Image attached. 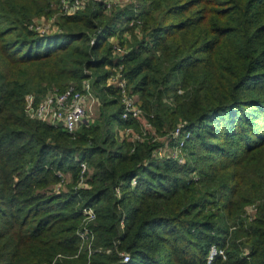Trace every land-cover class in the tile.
I'll return each instance as SVG.
<instances>
[{"label":"trees","instance_id":"obj_1","mask_svg":"<svg viewBox=\"0 0 264 264\" xmlns=\"http://www.w3.org/2000/svg\"><path fill=\"white\" fill-rule=\"evenodd\" d=\"M57 1L0 0V264H123L121 254L126 264H264V0H139L138 14L94 0L60 17V33L32 31ZM125 32L142 120L191 135L183 166L158 160L156 141L122 138L143 122L123 120L116 101L75 136L25 114L28 95L88 80L117 94L105 88L117 65L109 40ZM61 175L71 185L57 195ZM84 207L96 213L91 256L79 252ZM214 247L225 258L209 263Z\"/></svg>","mask_w":264,"mask_h":264},{"label":"built area","instance_id":"obj_2","mask_svg":"<svg viewBox=\"0 0 264 264\" xmlns=\"http://www.w3.org/2000/svg\"><path fill=\"white\" fill-rule=\"evenodd\" d=\"M84 1L85 0H61L59 3L52 4V11L55 10L57 11V13L62 12L65 16L71 17L85 8ZM103 7L105 9V6ZM52 15L35 20L32 25H30V29L41 36H51L60 33V30L56 31L54 30L55 28H52L54 24L53 17L56 14H54L53 16ZM61 17L64 16L62 15ZM137 23L141 24L140 22ZM94 43L95 39L93 38L91 44L94 45ZM115 51L118 52L117 55L119 57H117V65L113 67V69L117 71V75L113 78V80L117 81L118 78L125 76L123 62L125 60V55L128 52H126L122 47H115ZM122 51L124 52L122 53ZM120 88L122 90L124 103V111L122 114L123 120H138L143 117L144 111L140 105V102H138L134 96H130L127 94V83L125 82V80H121ZM92 99L93 96L89 81H86L83 84L81 91H77L75 89V86L72 85L64 92H59L58 90L53 89L49 90L44 96H38L35 93H32L26 97L25 114L30 120L46 123L56 128L62 127L69 135L75 136L81 125L84 123H88L89 121L88 112ZM148 126H151L150 122ZM183 127L184 125L180 124L177 129L170 132V134L173 140L179 142L176 147H180L184 150L185 141L186 139H189L191 135L190 133H186L187 137H185V134L183 133ZM128 132L129 130H124L123 132H121L122 138H124L123 135ZM181 137H183L182 141H180ZM147 138L148 137L144 138V136L140 132H137V136L133 141L140 140L141 142H143L144 140H147ZM157 150L154 152L155 157H157V155L159 154V151ZM180 161V163H183L182 160ZM81 168L82 175H84L88 171V167L86 164H82ZM78 184L80 188L85 187L83 179H81ZM82 214L83 219L85 218L87 219V221H85L84 228L78 232V237L83 240V244L88 247L89 244H91L92 246V244L94 243V234L90 229V224L95 221L96 213L92 207H84L82 209ZM83 246L84 245H82V247ZM108 253H110V251H108ZM91 255L92 251H90L89 253V256ZM121 256L123 258L121 263L126 264L129 262L130 257L128 255L121 254ZM217 256H223L225 258L224 251L218 250L214 247L210 251L208 262L211 263Z\"/></svg>","mask_w":264,"mask_h":264},{"label":"rangeland","instance_id":"obj_3","mask_svg":"<svg viewBox=\"0 0 264 264\" xmlns=\"http://www.w3.org/2000/svg\"><path fill=\"white\" fill-rule=\"evenodd\" d=\"M92 1H94V0H85L84 1L85 2V8L83 10L77 12L76 14L84 11ZM97 1L102 4L103 11H105V13H107V14H111L112 12H117L119 10H123L126 8H128L130 10V12L138 14L139 12H141L142 8H144L143 2H140L139 0H97ZM53 3H58V1L53 2ZM103 6H105V9ZM52 14L53 15L56 14L53 17L54 24H53L52 28H55L54 30H56V31L60 30V32H61V28L58 26V23L60 22V17L62 15L64 17H67V16H65L62 12L57 13V11H55V10L52 11L51 15ZM128 26H129V28H135V26H137V24L134 22H131ZM122 28H124V27H119V30H122ZM134 34L140 40L143 38V32H142V29L140 27H136ZM130 35L131 34L129 32L128 33L127 32L119 33L118 35L110 38V40H109V44H110L112 51H113V58L115 60H117V63H118L117 57H119V56L117 55L118 52L115 51V47H119V48L122 47V48H124V50L126 52H128L127 54H129L132 52L133 46H135L132 44L133 42H132V38ZM95 43H96V38H95ZM123 52L124 51H122V53ZM127 54L125 55V60H126ZM106 70H107V72H109V79H107V81H106L105 88L115 90L118 93L115 95L101 94L100 93V91L102 89L101 87L96 88V91L94 93L91 91L93 99H92V102L90 103V107H89L88 120L90 121V123L92 125L93 124L97 125L99 123V118L101 116V112H102V108H103L102 105L104 104V102L116 101V102H118V104L120 106H124L122 90L120 88V82H121V80H125V82L127 83L126 77L122 76V77L118 78L117 81H114L113 78L116 77L117 71H115V69H113V68H107ZM87 73L89 76L92 75L90 72H87ZM88 81H89L90 85H92L90 80H88ZM126 91H127L128 95L134 96L135 99L138 102H140L139 96L135 95L134 93H132L129 90L128 84H127ZM170 104H172V103H170ZM123 111H124V108H123ZM109 112H110V110H108L106 112V115H108ZM142 119H143V117H141L138 120H134V121L143 122V125L140 128L136 129L133 127H128V128L124 129V130H129L128 133H125L123 135L124 138L130 137L132 140H135V137L137 136V132H140L144 136V138L148 137L149 140H153L154 142L156 141V144H159V148L157 150V151H159V154L157 155L158 160L171 159V160L176 161L181 166L185 165L190 160L189 150L184 151L182 148L176 147V145L179 142H176L175 146L172 145L174 140L171 137V134H170L171 131H168L167 128L163 129L161 131H157L155 126L153 127V125L150 123L151 126L149 127L148 126L149 122L143 121ZM131 120H133V119H131ZM117 134H119V133H117ZM120 136L122 137L121 133H120ZM184 136L187 137V134H185ZM183 137H181L180 141L183 140ZM180 160H182L183 163H180L181 162ZM194 178L195 179L197 178L195 176V174H193V175L189 174L187 179L194 180ZM61 181L62 182L57 184L55 186V189H54V193L57 195L66 191L65 188H67L68 185L69 186L71 185V179H69L66 176L61 175ZM77 188H80L79 184H77V186L74 187L75 190H77ZM259 206H260V203L257 202V203H255V204H253L247 208L246 213L242 216L243 219L244 218L247 219V222H245L247 225L250 224V222L253 221V219L255 218V216L258 212ZM85 221H87V219H85V218L82 219L81 224L79 226V229L77 231V236L79 234L78 232L84 228ZM79 240L81 242L79 252L84 251V249H85V250H88V253H90V251H92V254L95 253V250L93 248L94 243L92 244V246H91V244H89L87 247L85 244H83V242H84L83 240H81L80 238H79ZM94 241H95V239H94ZM82 245H84V246L82 247ZM108 254H110V253H108Z\"/></svg>","mask_w":264,"mask_h":264},{"label":"water","instance_id":"obj_4","mask_svg":"<svg viewBox=\"0 0 264 264\" xmlns=\"http://www.w3.org/2000/svg\"><path fill=\"white\" fill-rule=\"evenodd\" d=\"M87 122V121H86Z\"/></svg>","mask_w":264,"mask_h":264}]
</instances>
